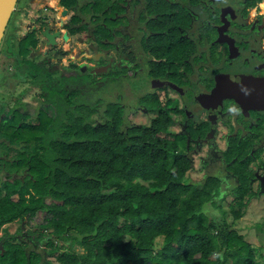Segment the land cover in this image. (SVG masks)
<instances>
[{
	"label": "flooded vegetation",
	"instance_id": "1",
	"mask_svg": "<svg viewBox=\"0 0 264 264\" xmlns=\"http://www.w3.org/2000/svg\"><path fill=\"white\" fill-rule=\"evenodd\" d=\"M0 80L5 110L44 111L59 125L87 114L92 97L151 123L156 98L167 133L179 128L171 140L192 162L198 154L204 177L234 200L243 174L248 202L264 200V0H17ZM25 221L0 226V256L14 244L41 255L33 242L45 234L36 225L29 234Z\"/></svg>",
	"mask_w": 264,
	"mask_h": 264
},
{
	"label": "trees",
	"instance_id": "2",
	"mask_svg": "<svg viewBox=\"0 0 264 264\" xmlns=\"http://www.w3.org/2000/svg\"><path fill=\"white\" fill-rule=\"evenodd\" d=\"M99 102L60 125L44 111L0 106V226L44 211L39 227L54 236L58 264H258L244 235L209 217L211 204L224 213L220 179H187L193 162L165 136L170 116L158 100L147 102L159 111L150 125ZM239 180L234 219L249 195ZM43 262L19 244L0 256V264Z\"/></svg>",
	"mask_w": 264,
	"mask_h": 264
},
{
	"label": "rangeland",
	"instance_id": "3",
	"mask_svg": "<svg viewBox=\"0 0 264 264\" xmlns=\"http://www.w3.org/2000/svg\"><path fill=\"white\" fill-rule=\"evenodd\" d=\"M1 85V80H0ZM129 86L133 89L137 90L138 81L134 80L129 83ZM135 93L126 91L125 95V103L128 105L135 102L136 98L133 97ZM160 96L163 97V94L159 92ZM133 97V98H131ZM13 99V98H12ZM27 100V98H24ZM5 100V97L2 92H0V103ZM27 101H31L30 99ZM31 104V108H32ZM102 106V105H101ZM139 109V108H138ZM137 110V109H136ZM156 114L153 113V116ZM51 116V115H50ZM67 117V116H65ZM150 114L143 113L142 111H134L133 113H130L126 119L130 124L135 125H150ZM95 118L98 120L100 119V116L98 113L95 114ZM32 121L35 122V119ZM179 130L178 126L176 124L170 126L169 133H166L165 136L169 139L173 137V134ZM198 155V154H197ZM197 155L194 158L193 161V168L189 171L187 179L190 182H197L204 179V176L201 172V170L198 167V161H197ZM245 162V161H243ZM224 197L219 201L221 204L222 210L224 213H222L221 209L215 208L214 205H208L206 206V212L208 213L210 218H214L216 221L220 222L221 218L223 217L229 224L231 228L236 229L240 234L244 235V238L254 246V253L256 256V260L258 264H264V200L263 199H251L246 207L242 209V216L238 219H234L232 214L229 211L230 208V202L233 201V194L226 193L225 191L227 189H223ZM219 199V198H218ZM247 200V199H246ZM47 203L51 202L50 198L46 199ZM44 211H37V213L32 217L28 218L25 221V228L28 229L27 232L33 233L34 225L39 226L40 223H43L42 217L44 215ZM19 222H10V231L17 230L18 229ZM40 231H46L44 229H39ZM28 234V235H29ZM45 239L38 240L33 242L35 246L33 248L41 255H43V258L45 260V264H58L55 256L56 253H49V249H51V245L48 242L50 239L53 241L54 237L52 234H48V232H44ZM48 239V240H47ZM55 243V242H54ZM42 258V256H41ZM42 258V259H43Z\"/></svg>",
	"mask_w": 264,
	"mask_h": 264
},
{
	"label": "water",
	"instance_id": "4",
	"mask_svg": "<svg viewBox=\"0 0 264 264\" xmlns=\"http://www.w3.org/2000/svg\"><path fill=\"white\" fill-rule=\"evenodd\" d=\"M17 0H0V44L8 22Z\"/></svg>",
	"mask_w": 264,
	"mask_h": 264
}]
</instances>
